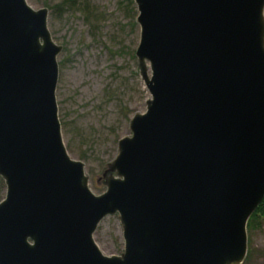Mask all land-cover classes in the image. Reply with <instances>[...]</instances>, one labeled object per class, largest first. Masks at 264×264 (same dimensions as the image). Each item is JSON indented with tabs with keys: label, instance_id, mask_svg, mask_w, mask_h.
Returning <instances> with one entry per match:
<instances>
[{
	"label": "water",
	"instance_id": "water-1",
	"mask_svg": "<svg viewBox=\"0 0 264 264\" xmlns=\"http://www.w3.org/2000/svg\"><path fill=\"white\" fill-rule=\"evenodd\" d=\"M150 96L96 194L64 145L47 8L0 0V264H240L264 198V0H134ZM118 214L124 249L93 239Z\"/></svg>",
	"mask_w": 264,
	"mask_h": 264
},
{
	"label": "rangeland",
	"instance_id": "rangeland-1",
	"mask_svg": "<svg viewBox=\"0 0 264 264\" xmlns=\"http://www.w3.org/2000/svg\"><path fill=\"white\" fill-rule=\"evenodd\" d=\"M47 8V27L56 44L55 97L68 154L84 164L96 194L106 188L102 172L117 154L118 139L146 109L150 94L139 72L135 49L140 26L134 0H26ZM107 29V30H106ZM89 66V67H88ZM6 191L0 179V200ZM247 253L240 264H264V214L246 227ZM93 239L106 255L124 249L118 214L104 216Z\"/></svg>",
	"mask_w": 264,
	"mask_h": 264
},
{
	"label": "trees",
	"instance_id": "trees-1",
	"mask_svg": "<svg viewBox=\"0 0 264 264\" xmlns=\"http://www.w3.org/2000/svg\"><path fill=\"white\" fill-rule=\"evenodd\" d=\"M1 179V178H0ZM264 214V198L261 201V203L258 205V207L256 208V210L253 212V214L250 216L247 225L251 226L252 223L261 215Z\"/></svg>",
	"mask_w": 264,
	"mask_h": 264
},
{
	"label": "bare ground",
	"instance_id": "bare-ground-1",
	"mask_svg": "<svg viewBox=\"0 0 264 264\" xmlns=\"http://www.w3.org/2000/svg\"><path fill=\"white\" fill-rule=\"evenodd\" d=\"M94 1V0H93ZM107 30V29H106ZM89 67V66H88Z\"/></svg>",
	"mask_w": 264,
	"mask_h": 264
}]
</instances>
